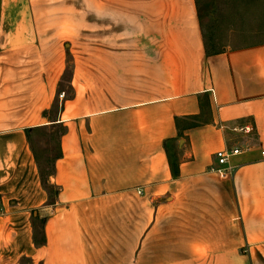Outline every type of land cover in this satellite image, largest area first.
<instances>
[{
    "label": "crops",
    "instance_id": "crops-1",
    "mask_svg": "<svg viewBox=\"0 0 264 264\" xmlns=\"http://www.w3.org/2000/svg\"><path fill=\"white\" fill-rule=\"evenodd\" d=\"M262 149L264 42L208 53L199 0H0V264H264Z\"/></svg>",
    "mask_w": 264,
    "mask_h": 264
},
{
    "label": "rangeland",
    "instance_id": "rangeland-1",
    "mask_svg": "<svg viewBox=\"0 0 264 264\" xmlns=\"http://www.w3.org/2000/svg\"><path fill=\"white\" fill-rule=\"evenodd\" d=\"M199 1L204 35L206 41L209 42L210 49L214 43L217 48L228 50L264 42V0ZM71 75L70 69L66 72L64 81L60 85V89L62 92L65 91L66 97L71 94L69 85ZM60 104L61 101L58 99L56 109H60ZM57 113L59 111L56 110L55 114ZM52 132V129L39 131L33 137L35 148L41 151L49 150L44 156V165L47 164L46 158L56 155V140L50 139Z\"/></svg>",
    "mask_w": 264,
    "mask_h": 264
},
{
    "label": "trees",
    "instance_id": "trees-1",
    "mask_svg": "<svg viewBox=\"0 0 264 264\" xmlns=\"http://www.w3.org/2000/svg\"><path fill=\"white\" fill-rule=\"evenodd\" d=\"M206 45L208 48V53L214 54V53H220L224 51V48H217L216 44L214 43L211 47L209 48V42L206 41ZM53 130V132L50 135V139L52 141L56 140L57 143V148L55 149L56 155L53 157L46 158V165H44V156L49 152L48 149H43L42 151L38 148H35L33 145V137L35 133L39 131H44V130ZM67 127L64 124H54L50 127H40L35 130L34 135L30 136V140L32 142V147L36 156V160L38 162L39 168H40V174L42 177V182L44 184V187L48 190V193L50 195V201H54L55 198L58 195V189L51 185L49 182V179L52 175L55 174L56 171V163L57 160L62 156V147H61V138L62 136L66 133ZM174 173H178V169L174 164ZM42 222V226H39L36 224L35 227V241L36 244H44L46 243V234H45V228H44V222ZM41 227V228H40Z\"/></svg>",
    "mask_w": 264,
    "mask_h": 264
},
{
    "label": "built area",
    "instance_id": "built-area-1",
    "mask_svg": "<svg viewBox=\"0 0 264 264\" xmlns=\"http://www.w3.org/2000/svg\"><path fill=\"white\" fill-rule=\"evenodd\" d=\"M62 98L65 97V92H62L60 95ZM225 127V126H223ZM233 130L235 132H240V133H245V134H251L253 133L254 129L249 126V125H242V126H236L233 128ZM252 149V145L251 144H246L245 146H239V147H233V148H225V149H221L219 151H217L216 153V159L219 163V165H221L222 167L216 168V167H211L210 169L212 171H218V172H222L224 174H229V173H234L235 169L234 167H231L230 161L233 157L237 156V155H241L243 153L249 152ZM262 157H263V163H264V149H262Z\"/></svg>",
    "mask_w": 264,
    "mask_h": 264
}]
</instances>
